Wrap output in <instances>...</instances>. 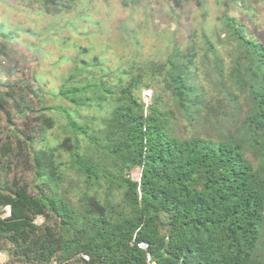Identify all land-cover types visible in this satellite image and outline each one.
Listing matches in <instances>:
<instances>
[{
  "label": "trees",
  "instance_id": "trees-1",
  "mask_svg": "<svg viewBox=\"0 0 264 264\" xmlns=\"http://www.w3.org/2000/svg\"><path fill=\"white\" fill-rule=\"evenodd\" d=\"M26 1L50 11L73 0ZM224 22L229 67L221 51L210 50L221 80L227 75L248 101L240 135L222 128L218 136L187 137L176 131L172 110L162 108L160 91L185 120L204 116L208 93L195 44L175 46L163 63L117 90L78 81L90 67L83 61L58 92L71 106L58 108L66 137L39 148L54 119L36 105L30 84L11 79L0 64V252L13 264H264V45L236 18L225 15ZM154 86L159 90L146 102L140 94ZM62 151L83 180L76 202L60 192ZM24 152L33 185L12 174ZM135 168L140 180L130 174Z\"/></svg>",
  "mask_w": 264,
  "mask_h": 264
},
{
  "label": "rangeland",
  "instance_id": "rangeland-1",
  "mask_svg": "<svg viewBox=\"0 0 264 264\" xmlns=\"http://www.w3.org/2000/svg\"><path fill=\"white\" fill-rule=\"evenodd\" d=\"M65 5L48 11L26 0H0V23L4 26L0 33L7 35L0 34L1 67L11 79L29 83L38 96L36 105L46 107L43 113L54 119V126L46 131L37 148L56 146L66 137V121L58 108L71 106L58 92L83 61L90 67L78 81L102 82L117 90L137 74L149 72L150 66L163 63L175 46L187 50L192 44L199 53L196 72L207 90L208 108L199 121L189 122L170 96L160 91L162 108L172 110L176 131L187 137L218 136L222 128L242 134L248 101L229 84L227 75L226 81L221 80L211 50L221 51L222 62L229 67L231 45L225 36V15L244 24L248 37L264 45V0H190L181 5L175 0H73ZM224 72L227 74V70ZM156 89L144 88L140 97L151 103ZM81 114L98 116L100 112L82 110ZM13 119L29 127L27 118ZM2 124L6 127L5 120ZM23 154L14 161L12 174L33 185L32 163ZM249 155L256 166L255 157L251 152ZM59 162L63 173L60 192L76 202L83 180L71 168L68 153L62 151ZM140 173V168L130 171L135 180H139Z\"/></svg>",
  "mask_w": 264,
  "mask_h": 264
},
{
  "label": "built area",
  "instance_id": "built-area-1",
  "mask_svg": "<svg viewBox=\"0 0 264 264\" xmlns=\"http://www.w3.org/2000/svg\"><path fill=\"white\" fill-rule=\"evenodd\" d=\"M146 102H147V101H146ZM148 102H149V101H148ZM140 176H141V173H140ZM140 176H139V180H140ZM10 214H11V209H10L9 206H7V207L5 208V210H4L3 216H4V217H7V216H10ZM38 220H40V221H38ZM42 221H43V219H42V218H39V219L36 220V223L40 224V223H42ZM0 264H6V263H5V260H3V258H2V254H1V252H0Z\"/></svg>",
  "mask_w": 264,
  "mask_h": 264
},
{
  "label": "crops",
  "instance_id": "crops-1",
  "mask_svg": "<svg viewBox=\"0 0 264 264\" xmlns=\"http://www.w3.org/2000/svg\"><path fill=\"white\" fill-rule=\"evenodd\" d=\"M3 260L6 264H13L11 257L6 252H1Z\"/></svg>",
  "mask_w": 264,
  "mask_h": 264
},
{
  "label": "water",
  "instance_id": "water-1",
  "mask_svg": "<svg viewBox=\"0 0 264 264\" xmlns=\"http://www.w3.org/2000/svg\"><path fill=\"white\" fill-rule=\"evenodd\" d=\"M127 170H129V169H127Z\"/></svg>",
  "mask_w": 264,
  "mask_h": 264
}]
</instances>
